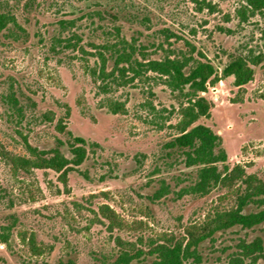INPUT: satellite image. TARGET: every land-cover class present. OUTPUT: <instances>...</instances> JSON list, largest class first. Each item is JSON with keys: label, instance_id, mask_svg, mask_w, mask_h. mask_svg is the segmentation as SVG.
<instances>
[{"label": "rangeland", "instance_id": "1", "mask_svg": "<svg viewBox=\"0 0 264 264\" xmlns=\"http://www.w3.org/2000/svg\"><path fill=\"white\" fill-rule=\"evenodd\" d=\"M92 10L110 14L84 16ZM0 12L13 14L21 29L0 33V233H8L0 264H109L115 236L178 237L235 206L242 180L203 196L182 194L195 169L184 168L167 144L183 97L153 73L113 71L110 53L127 48L123 40L138 60L200 52L218 71L231 56L258 62L246 85L235 88L227 78L203 93L211 109L195 124L219 135L224 165L264 183V10L252 12L246 0H0ZM59 20L74 26L62 29ZM98 51L107 59L102 73ZM115 103L123 106L116 113ZM72 137L84 140L86 156L64 181L12 163L32 158L30 148L67 155ZM101 205L115 212L120 229L107 230ZM256 237L264 246V225L216 233L199 247L198 264H228L241 241Z\"/></svg>", "mask_w": 264, "mask_h": 264}, {"label": "trees", "instance_id": "2", "mask_svg": "<svg viewBox=\"0 0 264 264\" xmlns=\"http://www.w3.org/2000/svg\"><path fill=\"white\" fill-rule=\"evenodd\" d=\"M85 4H92L95 0H80ZM246 5L252 12L264 10V0H246ZM97 6V5H96ZM107 11L92 10L85 13V17L97 16L104 19ZM117 20V15H111ZM58 26L66 29L74 26L73 20H59ZM9 26L19 29L13 14L0 12V33L8 30ZM21 30V29H19ZM119 32L118 28H115ZM168 37V35H166ZM72 38H77L73 35ZM72 39L67 40L68 43ZM59 41V40H58ZM127 48L114 49L110 58L120 77L132 72L133 78L146 73H153L164 80V84L172 91L183 97L180 104L181 119L177 123V135L169 141L167 146L175 148L183 156L184 168L195 169V181L184 187L182 194L206 195L217 185L230 187L236 180H242L244 188L236 193L235 206L228 210H215L207 215L200 224L187 226L180 236L163 235L159 239H150L143 243L124 241L119 236L114 237L117 254L109 264H134L146 261L148 264H193L200 263L199 247L206 241H212L213 236L234 227L250 230L264 225V183L256 177L247 175L238 165L228 168L226 155L220 149V137L209 127L195 124L202 117H208L211 104L203 93L215 87L221 80L230 78L235 88L249 83L254 74L257 61L243 56H231L227 63L218 69L200 52L168 57L162 59L138 60L135 49L123 40ZM101 73L107 59L100 51L97 53ZM113 71L111 74H113ZM123 106L115 103L112 112L116 113ZM59 130H63L58 125ZM32 158L17 157L12 163L23 170H51L64 181L68 173L74 171L85 159V142L79 137H72L67 143V155L60 150L52 149L49 152L30 148ZM222 166V169L219 168ZM244 177V178H243ZM154 197H158L155 194ZM98 214L106 222V228L111 233L122 227V222L115 212L106 205L98 208ZM8 233H0V240L5 243ZM30 242L32 240L30 239ZM236 255L231 256L228 264H245L246 261L255 263L261 260L264 263V246L259 237L250 242L241 241ZM32 252L38 254L36 247L31 246ZM59 264H74L72 261Z\"/></svg>", "mask_w": 264, "mask_h": 264}]
</instances>
